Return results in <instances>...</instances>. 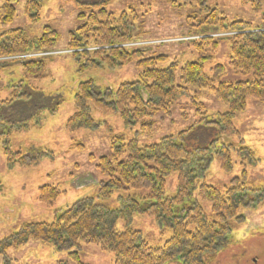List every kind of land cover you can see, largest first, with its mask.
Segmentation results:
<instances>
[{
	"label": "trees",
	"instance_id": "16d2710c",
	"mask_svg": "<svg viewBox=\"0 0 264 264\" xmlns=\"http://www.w3.org/2000/svg\"><path fill=\"white\" fill-rule=\"evenodd\" d=\"M74 1L80 8L91 11L81 12L78 16L80 26L70 34L69 48L75 51L72 56L80 64L79 73L103 66L116 69L135 64L139 75L136 81L122 83L116 90L101 91L93 80L82 82L74 96L75 112L66 123L68 133L100 128L102 123L94 119L93 112H114L127 128L137 127L140 135L150 133L155 119L170 117L173 107L181 99L190 97L191 88L212 92L227 112L211 118L205 105L191 97L197 111L204 110L202 118L178 135L149 145L138 139L116 136L105 124L102 127L111 139V155L97 159L96 169L102 177L97 197L110 199L116 192L144 193L120 199V207L116 210L97 205L93 198L81 199L65 211H56L51 224L24 225L8 239L6 248L21 247L30 241L51 244L58 250L80 248L83 244L97 245L113 254L114 264H205V256L216 254L230 244L229 236L244 221L239 215L240 209L264 202V189L248 184V164L256 163L253 152L243 141L238 147L220 141L239 137L234 122L247 110L248 99L264 104V23L257 26L242 20L231 21L217 4L212 6L208 0H195L196 6L185 18L189 28L185 41L191 43L196 61L186 62L180 68L178 62H174L161 69L158 66L167 56H153L146 50L128 47L142 39L143 23L134 9L117 17L106 9L104 2L82 4ZM165 1L177 9H184L175 1L172 4L171 0ZM19 2L5 0L0 9L1 26L6 28L13 24ZM242 3L251 6L253 11H261L258 2L243 0ZM42 7V0H26L25 15L31 23L40 22ZM58 38L51 27H45L43 36L35 43L25 30L9 29L0 35V58L25 56L32 51L50 53L55 50ZM222 43L230 48L226 55L227 67L216 64L207 73L206 65L215 60ZM17 61L24 69L25 80L47 78L43 58H19ZM227 68L233 77L246 79L228 80ZM25 83L21 81L14 86L17 91L13 92L12 99L1 105L14 106L26 101ZM14 124L11 125L20 127ZM204 126L214 131L216 139L212 145L197 151L188 149L184 141L194 129ZM216 142H221L217 150ZM3 145L10 170L16 166H37L47 157L45 153L34 156L14 153L6 140ZM76 147L84 149L79 142ZM233 152L241 158V177L233 179L222 190L202 182L215 157L222 170L232 172ZM172 175H177L178 190L174 198H169L166 183ZM39 194L42 204L53 207L63 193L58 187L46 185L39 189ZM196 194L210 204L212 217L201 205L192 202ZM134 215H148L161 229L170 231L171 236L163 247L151 248L141 232L131 228ZM119 220L124 223L122 231L115 228ZM70 255L79 263L78 252Z\"/></svg>",
	"mask_w": 264,
	"mask_h": 264
},
{
	"label": "rangeland",
	"instance_id": "374dc122",
	"mask_svg": "<svg viewBox=\"0 0 264 264\" xmlns=\"http://www.w3.org/2000/svg\"><path fill=\"white\" fill-rule=\"evenodd\" d=\"M77 1L82 4L104 2L106 9L117 17L124 11L134 9L140 23H143L142 39L128 47L146 50V53L153 56H167L159 68H168L174 62H178L180 68L186 62L196 61L191 43L185 41L189 31L185 18L196 6L195 0H171L170 4L175 1L184 9H177L165 0ZM242 1L208 0V3L212 6L217 4L231 21L242 20L257 26L263 24L264 0H250L261 5V11L258 12ZM4 2L0 0V9ZM25 3L26 0H20L13 24L6 28L0 24V35L9 29L21 28L35 43L43 36L44 28L51 27L59 38L55 50L50 53L32 51L25 56L0 58V264H114L113 254L103 251L97 245L83 244L80 248L58 250L51 244L35 241L17 248H6L5 244L24 225L51 224L55 220L56 211H65L81 199L93 198L97 205L116 210L120 207V199L144 193L116 192L110 199L97 197L98 185L102 180L96 169L97 159L111 155V139L105 127H102L105 124L112 128L116 136L126 140L138 139L140 143L149 145L164 137L178 135L202 118L204 110L197 111L198 107L192 104L191 97L205 105L211 118L227 112V108L217 101L212 92L191 88L190 97L181 99L173 107L170 117L159 116L155 119L150 133L140 135L137 127L127 128L114 112H93L94 119L102 123L98 129L68 133L66 123L75 112L74 96L82 82L93 80L101 91L116 90L122 83L136 81L139 70L135 64H130L116 69L103 66L95 71L79 73L80 64L72 56L75 51L69 48V41L71 32L80 26L78 16L85 9L75 5L74 0H42L41 20L34 24L25 15ZM85 11L91 12L89 9ZM229 49L227 43L221 44L215 60L206 65L207 73L216 64L227 67L226 55ZM19 58H43L47 78L25 80L24 69L17 61ZM228 74L227 79L231 81L246 79L233 77L230 69ZM21 81L26 82L23 87V92H27L26 101L14 106L1 105L12 99L13 92L17 91L14 86ZM14 123L20 124V127H13L16 125ZM234 125L239 137L222 138L220 141L236 147L243 141L250 148L256 163L248 164L249 187L264 189V104L248 99L247 110L237 116ZM214 139L213 129L204 126L194 129L184 144L188 149L197 151L201 147H210ZM5 140L14 153L28 156L45 153L47 157L42 158L37 166H16L10 170L3 151ZM78 142L84 146L83 150L76 147ZM221 142L215 143L216 150ZM240 159L233 152V170L227 173L221 169L215 157L202 182L222 190L233 179L241 177L243 168ZM46 185L58 187L63 193L53 207H47L39 199V189ZM177 190V175H172L166 183L167 197L174 198ZM192 202L201 205L205 213L212 217L208 202L200 199L197 194ZM239 215L244 221L229 236L230 244L216 254L205 256V264H264V202L256 207L243 206ZM115 228L122 231L123 221H117ZM131 228L141 232L142 238L151 248L163 247L171 236L169 230L161 229L148 215H134ZM74 252L79 254V263L70 255Z\"/></svg>",
	"mask_w": 264,
	"mask_h": 264
}]
</instances>
